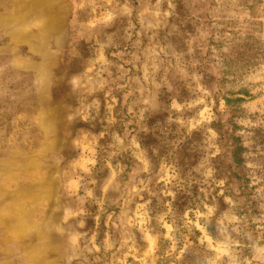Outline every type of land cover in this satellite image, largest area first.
I'll return each mask as SVG.
<instances>
[{
  "label": "rangeland",
  "instance_id": "obj_1",
  "mask_svg": "<svg viewBox=\"0 0 264 264\" xmlns=\"http://www.w3.org/2000/svg\"><path fill=\"white\" fill-rule=\"evenodd\" d=\"M0 264H264V0H0Z\"/></svg>",
  "mask_w": 264,
  "mask_h": 264
}]
</instances>
